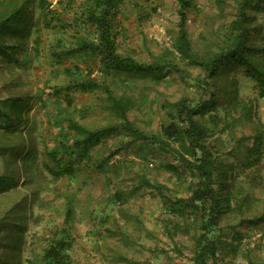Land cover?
<instances>
[{
    "label": "rangeland",
    "instance_id": "rangeland-1",
    "mask_svg": "<svg viewBox=\"0 0 264 264\" xmlns=\"http://www.w3.org/2000/svg\"><path fill=\"white\" fill-rule=\"evenodd\" d=\"M48 2L50 7L63 10L64 26L56 25L42 29L40 33H33L23 49L20 46L25 41L21 42L19 33L17 41L12 42V57L7 56L8 60H11L14 55H19L17 65L21 70L13 72L16 73L14 80H20L23 87L17 82L22 90L19 89L20 91L13 96L29 94L31 97L28 96L30 98L28 122L25 120L20 126L21 130L25 131L24 135L19 137L17 133L13 139H7L8 133H4V136L0 134V141L20 144L21 140L25 139L24 142L30 143L29 148L33 153L26 158L23 157L24 159L16 160L12 156L8 158L12 168L7 166L6 171L19 176L20 182L11 190L0 191V213L4 209H7L8 213L15 203L20 202L24 206L18 207L20 209L16 210L18 214L15 212L7 214L10 217L14 216L15 222L23 228L20 231L24 238L21 243L23 262L19 256L7 250L10 246L0 240L2 264H32V261L38 260H40L38 264H45L42 256L49 240L54 234L57 237L64 236L60 230L65 227L64 220L68 207L73 210L69 224L70 233L75 234L74 242L81 250L79 244L81 233L77 225H83L86 217L79 209L89 208L95 211L103 205L100 203L101 196H104L106 201V198L112 197V193L113 198H116L118 192H126V204L132 210L138 209L140 212V209H147L145 216L143 212L137 215L138 220L142 217L146 222L143 226L136 225L135 233L137 237L143 238L141 240L145 245L156 243L155 250H162L160 251L162 262L157 261L161 254L155 255L156 264H171L169 261L175 264H193L191 257L194 231L190 229L191 225L182 218L175 217L171 212H162L161 196L155 188L149 187L146 183L149 180L154 184H165L170 190L167 192L165 190L164 193L187 197L190 195L189 179L181 181L162 167L169 158L165 152L154 150L150 143H144L142 146L140 141L131 143V136L128 137L122 128V119L114 116V112L107 106V92L114 96L132 98L139 108L135 107L128 111L129 121L144 132L158 133L161 125L170 122L166 109L161 106L162 103L174 102L183 97L193 101L204 96V90L199 87L198 82L203 81L205 71L201 67L188 64L187 59L181 58L175 50L180 9L178 0H122L116 20L120 30L116 39L118 52L132 56L140 62L148 63L160 59L166 64H171V67L168 66L166 76L159 81L152 78H129L123 73H109L101 68L100 60L94 56L83 53L68 54L67 48L75 46L83 39H92L95 32L93 30L89 33L88 26L75 20L77 16L75 6L67 12L59 5V0ZM235 7V0H190L185 11L187 29L194 51L204 54L217 49L220 37H225L227 23L235 16ZM21 13L22 15L17 18L19 28L21 20L27 16L25 10ZM258 17L259 20H264L263 10L258 11ZM5 35L4 38L9 40L7 34ZM254 41L256 45H263L264 33H260ZM75 62H78L80 70L72 66L76 64ZM2 76L10 78L11 71L5 73L3 70L0 78ZM89 78L96 79L98 87L89 91H72L74 98L71 101L51 93L54 87L67 86L70 80L82 79L81 81L89 83ZM216 82L217 86L210 87L217 92L220 104L218 113L222 119L212 122L205 117L207 125L213 132L208 140L216 144L219 159L225 164L228 177L235 176L236 185H242L244 193H249V198L241 212L231 209L223 214L220 229L215 234L230 243V247L219 251L215 264H264V97H257L255 81L246 76L243 68L239 66L222 73ZM3 86L1 84L0 88L5 91L6 88ZM35 94L42 95L45 104L41 105ZM235 94L245 106H254L252 115L238 118L240 108L232 104L235 102L232 100ZM6 101L1 99L0 105L4 106ZM6 104L7 114H13L14 110L10 108L11 101H7ZM65 114L90 128L112 126L114 128L110 133H106L107 137L100 145L103 150H98L99 154L90 156L91 162L85 163V166L77 165L71 175L55 178L45 168L47 158L43 153L46 146L53 147L58 142L56 135L58 126L53 127L50 124L51 120L59 118V122L66 125L62 117ZM258 133L262 135L261 155L258 156L256 153L248 155V149L254 146L253 136ZM240 137L244 139L241 140ZM19 147L15 154L22 155V147ZM256 158L259 160L251 165L247 164ZM0 161L1 174L5 165L4 157L1 155ZM99 164L103 167H99ZM120 204L121 202L114 201V205L108 206L117 208ZM148 211L150 220L146 216ZM155 213L157 215L153 217ZM0 216L3 220L2 214ZM132 219L133 217L129 220L132 222ZM175 221L188 228V233L175 230L173 227ZM146 224L154 228L156 226L157 230L151 231V236H148ZM129 227L133 225L130 224ZM129 249L136 251L137 259L154 258L152 246L148 248L135 246ZM87 250L89 256L86 260L92 258L95 250H100V247L91 246ZM119 251V256L122 257L125 250L119 248ZM173 254L177 255L176 261L173 260Z\"/></svg>",
    "mask_w": 264,
    "mask_h": 264
},
{
    "label": "trees",
    "instance_id": "trees-1",
    "mask_svg": "<svg viewBox=\"0 0 264 264\" xmlns=\"http://www.w3.org/2000/svg\"><path fill=\"white\" fill-rule=\"evenodd\" d=\"M121 2L122 0H81V2L59 0V5H62L67 12L73 6L76 7L79 14L75 18L77 22L81 19L82 23L87 22L95 26L97 30L96 41H83L69 50L68 54L81 52L86 55L93 54L100 60L102 68L109 73H123L129 78H152L156 81L163 79L169 71L168 66L171 67L170 63L166 64L160 59L148 63L140 62L132 56L118 52L116 39L120 30L116 25V20ZM178 2L180 9L175 50L181 58L187 59L188 64L201 67L205 71L203 81L198 82L199 87L204 90V96L193 101L188 97H183L174 102L162 103L161 106L166 109L170 122L161 125L158 133L144 132L129 121L128 111L135 107L139 108L132 98L114 96L106 90L107 106L114 112V116L122 119V128L128 137L131 136L132 142L140 141L141 146L144 143H150L154 150L165 152L169 158L162 167L176 175L181 181L189 179L190 195L187 197L164 193L165 190L166 192L170 190L165 184H154L149 180L146 183L157 190L162 198L164 209L191 225L190 229L194 231L193 256L191 257L193 264H215L219 251L230 247V243L223 241L215 234L220 229V220L223 214L231 209L241 212L249 198V193H244L242 185H236L235 176L228 177L225 164L219 159L216 144L208 140L213 132L205 119L212 122L222 119L218 113L220 104L217 92L211 90L210 86H217L218 76L239 66L243 68L246 76L255 81L257 97H264V44L256 45L254 41L260 33H264V20H259L260 17H258V11H264V0H235V16L225 27V37H220L216 50H210L204 54L193 50L189 37L185 7L190 0H178ZM22 10H25L27 16L21 20L20 29L17 26V18L20 14L22 15ZM62 15H64L63 10L50 7L48 0H0V56L5 57L7 61L13 59L8 60L7 58V56L12 57L13 44H8L9 40L6 43L5 34L10 40L16 42L17 36L21 33V42L25 41V43L20 46L21 42H19V46L23 49L27 39L33 33H40L42 29H49L56 25L64 26ZM81 80H70L67 86H56L51 93L56 97L63 96L71 101L74 98L73 92L89 91V89L98 87L96 79H87L90 84ZM18 95L7 100L12 103L10 108L14 110L13 114L8 115L6 106L0 105V134L4 136V133H8L7 139H13L18 134L20 137L25 132L20 126L27 120L31 95ZM34 96L41 105L45 104L42 95L35 94ZM232 100H235L232 104L240 108L239 119L253 114L254 106H245L237 94ZM226 114L229 116V112ZM65 121L67 128L64 129V125L58 126L56 134L58 142L53 147L46 146L43 153L47 158L44 163L45 168L55 178L61 175H71L77 165L85 166V163L91 162L89 156L91 149L114 128V126L90 128L80 124L73 117ZM261 136V133L253 136L254 146L248 149V155L250 153L261 155ZM24 141L25 139L21 140L20 144L0 141V155L4 157L3 163L5 164L4 172L0 174L1 192L11 190L20 182V177L6 171V167L11 166L8 159L11 156L18 160L33 153V150L29 148L30 143L26 144ZM19 146L22 147V155L15 154ZM258 160V158L250 160L247 164L251 165ZM98 166L103 167L101 164ZM233 201L234 206H232ZM19 206L24 208L22 203H15L8 213L18 214L16 210H20ZM71 211H73L72 208L68 207L64 220L65 227L60 230L65 235L57 237L54 234L44 250L42 258L45 264H71L68 251L72 241L67 231L71 221ZM8 213L7 209L0 213L3 217V220L0 219V240L3 244L10 246L7 250H11L22 260L23 245L21 243L24 238L20 231L23 228L15 222L14 216H7ZM16 216L20 217V215ZM7 218H9L8 221H6ZM173 227L182 233L189 231L178 221H175ZM2 263L0 257V264Z\"/></svg>",
    "mask_w": 264,
    "mask_h": 264
},
{
    "label": "crops",
    "instance_id": "crops-1",
    "mask_svg": "<svg viewBox=\"0 0 264 264\" xmlns=\"http://www.w3.org/2000/svg\"><path fill=\"white\" fill-rule=\"evenodd\" d=\"M76 2H81V0H75ZM37 2V1H36ZM75 15L79 16L78 12L75 13ZM75 18H77L75 16ZM80 23H82L81 19H79ZM85 25L88 26L87 30L89 33H91L93 30L95 32V36L92 39H83L82 41H80L78 44H76L75 46H78L79 44H81L83 41H88L90 42L91 40L96 41L97 40V30L95 28V26L88 24L87 22ZM83 23V24H84ZM8 40H6V43L8 44H13L12 42H14L15 40H10L7 42ZM75 46H70L69 48H67V50H72ZM66 51V50H63ZM83 53V52H81ZM58 55H60L61 53H56ZM84 54V53H83ZM86 55V54H85ZM89 56H93V54H88ZM95 56V55H94ZM18 59H19V55H14L13 59L11 61H7L5 57L0 56V76L2 75V71L4 70L5 73H8V71H11V76L10 78H7V76H2V78H0V85H4L3 87L6 88L5 91H3L2 88H0V99H6L8 100L9 98H11L13 96V94H16V92L22 90V88H19V85H17V82L21 83V87H23V83L20 80L16 79L14 80V73L13 70L15 71H19L21 70L17 63H18ZM76 64H72V66H74L76 69L80 70V67L77 66L78 62H75ZM4 64V65H3ZM102 68V67H101ZM103 69V68H102ZM8 70V71H7ZM31 87V86H30ZM20 89V90H19ZM7 104L5 103L4 106H6ZM29 116V114H28ZM62 117H64V119L66 120L69 117L72 116H66V114ZM29 121L30 118L28 117ZM66 122V121H65ZM50 124L54 127L55 125L57 126H62V123L59 122V118L51 120ZM67 128V126L64 125V129ZM56 129V128H55ZM107 136H105L104 138H102V141L97 144L94 148L91 149V151L89 152V156L92 155H97L99 154L98 150H103L101 148V143L104 141V139H106ZM134 144V142H131ZM100 155H104L102 153H100ZM117 194V193H116ZM114 193H112V197L110 198H105L104 196H101V202L103 205L101 208L92 211L89 208H82L79 209V211H81V214L84 215L86 218L85 220H83V225L79 224L78 229L81 233V239L79 240V244L80 247H82L81 250H79L78 248V244H75L74 242V238L75 234L74 233H70L71 231V226L69 225V227L67 228V231L69 232V234L71 235V246L69 247V255H70V259L71 260V264H156L155 262V255L159 256L160 254V259L157 260L160 263L162 262V250H155V248L157 247L156 243H152V245H149V243H147L146 245L142 242L141 237H137L135 230H136V225L138 226H143L145 224L146 221H143L144 218L140 217V219H137V215L140 214V212H143V216H145L146 214V210L147 209H140V212L138 209H134L132 210L126 203H127V196H126V192H118L116 198H119L118 200H116V198H113ZM113 198V201H111ZM114 201L115 202H121V204L119 205V207L117 208H111L110 206L114 205ZM110 205V206H108ZM158 208H161V206L156 205ZM132 210V211H131ZM150 211V209H148ZM148 211L147 213V218L150 220L151 218H149L148 216L150 215V212ZM160 210L158 209V212ZM169 212L168 210L164 209V207H162V212ZM157 212V213H158ZM157 213L154 214L153 217H155L157 215ZM131 217H133L132 222L129 220ZM91 218H93V220L91 221ZM90 220V221H89ZM141 220V222H140ZM71 224V222H70ZM130 224L133 225V227H129ZM146 230L148 233V236H151V231H156V226L155 228L152 226H149L146 224ZM65 235V234H64ZM160 244V242H158ZM91 246H94L95 248L100 247V250H95V253L93 255V257L89 258L86 260V257L89 256V251L87 250L88 248H90ZM135 246H139V247H150L152 246L153 249H151V252L154 250L155 253H153L154 258L153 259H149V258H143L141 259V257H138V259L136 258L135 254L136 251H132V247ZM119 248H123L125 251L122 254V257H120V251ZM150 250V249H149ZM180 251V250H178ZM150 252V254H151ZM158 253V254H156ZM164 253V252H163ZM93 254V252H92ZM165 254V253H164ZM168 256V255H167ZM174 257V258H173ZM173 260L176 261L177 260V255L173 254ZM159 258V257H158ZM170 259V256L168 257ZM39 259V258H38ZM43 259V258H42ZM23 262V260H21ZM40 260H38L37 262H33L32 264H38ZM171 264H175L171 261H169ZM191 262L193 263L192 259ZM43 263V262H42ZM31 264V263H30ZM44 264V263H43Z\"/></svg>",
    "mask_w": 264,
    "mask_h": 264
}]
</instances>
